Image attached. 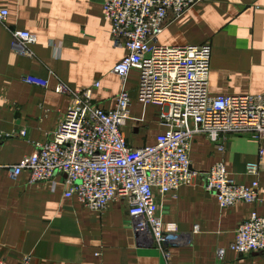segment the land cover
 Wrapping results in <instances>:
<instances>
[{
  "label": "crops",
  "instance_id": "obj_1",
  "mask_svg": "<svg viewBox=\"0 0 264 264\" xmlns=\"http://www.w3.org/2000/svg\"><path fill=\"white\" fill-rule=\"evenodd\" d=\"M101 3L0 0L8 12L0 25V132L7 134L0 141V164L31 155L35 143L56 129L72 101L71 95L55 91L58 84L73 91L91 87L101 108L114 106L123 85L112 69L126 51L112 43ZM11 30L36 35L32 56L17 52ZM158 42L210 44L208 94L264 93V0H199L169 20ZM27 74L47 79L48 87L23 82ZM140 81L141 73L133 69L124 86L130 106L122 131L133 148L154 144L164 131L160 107L147 101ZM259 148L264 152V139L255 141L248 133L229 134L223 151L203 135L193 138L194 170L205 172L223 162L235 183L258 180V200L221 208L201 177L167 193L159 199L163 227L182 236L171 248L170 264H264L262 253L238 255L228 249L237 227L253 212L264 216V172L246 171V164L258 161ZM66 187L59 173L34 184L26 172L16 178L0 173V259L5 264H18L25 255L29 264H169L133 229L126 200L92 211L65 197ZM219 247L225 248L222 259L216 256Z\"/></svg>",
  "mask_w": 264,
  "mask_h": 264
},
{
  "label": "built area",
  "instance_id": "obj_2",
  "mask_svg": "<svg viewBox=\"0 0 264 264\" xmlns=\"http://www.w3.org/2000/svg\"><path fill=\"white\" fill-rule=\"evenodd\" d=\"M197 1L102 0L103 16L111 24V41L126 51L112 69L123 85L114 106L101 108L93 100L91 87L73 91L58 84L55 91L71 95L72 101L56 129L46 141L35 143L31 155L16 164H0V173L5 170L12 178L26 172L30 184L63 174L65 197H75L92 211H103L112 201L126 200L133 229L144 243L160 250L169 264L171 248L182 236L163 227L159 199L167 193L192 185L201 177L221 208L258 200V180L235 183L223 162L205 172L191 167L189 151L196 135L205 136L221 151L232 133H248L258 142L264 139V93L208 94L210 44L158 42L169 20L181 16ZM7 15V10L0 8V25ZM11 33L17 52L32 56L36 35L26 30ZM133 69L141 73L140 88L146 92L147 101L160 107L158 119L164 126L154 144L137 148L127 143L122 131L130 106L124 86ZM22 80L44 88L49 85L47 79L29 74ZM5 136L0 132V141ZM263 153L259 148L258 161L246 164L247 173L257 176L264 172ZM228 249L238 255L264 254V216L253 212L237 227ZM224 253L225 248H217L218 259ZM29 262L25 255L18 264ZM0 264L5 263L0 259Z\"/></svg>",
  "mask_w": 264,
  "mask_h": 264
}]
</instances>
